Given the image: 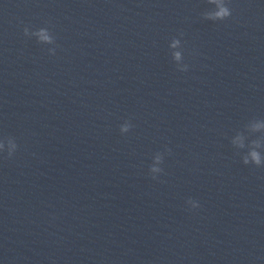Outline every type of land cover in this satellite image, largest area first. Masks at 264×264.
Returning <instances> with one entry per match:
<instances>
[{"label": "clouds", "instance_id": "clouds-1", "mask_svg": "<svg viewBox=\"0 0 264 264\" xmlns=\"http://www.w3.org/2000/svg\"><path fill=\"white\" fill-rule=\"evenodd\" d=\"M207 2L210 5H215L217 10H206L202 13V17L205 20H210L213 22L216 21H224L231 17L232 15V9L228 6L230 3V0H207ZM34 35H39L40 39L49 43H53L54 41L52 38L46 34V31L44 29L39 30L37 33H33ZM24 35H28V29H24ZM180 36H183V33H180ZM178 46H182L181 39L179 38H173L169 44V47L171 49H176ZM54 55V53L52 54ZM172 58L174 61H180L182 59V51H174L171 53ZM177 66V70L180 72H187L189 70V65L184 63V65ZM134 127V125L131 123L130 120H126L123 124L120 125V133L121 134H127L131 131V129ZM261 127H264V124L257 123L254 126L255 130H259ZM235 144L236 142L233 141ZM18 144L16 142V139L14 137H5L4 139H0V152H6L7 157L11 158L15 155ZM240 148L244 147V144L241 142L239 144ZM250 147L251 151L248 152L246 155H242V162L244 165H254L256 167H264V154L261 153L258 149L264 148V143H262L260 140H252L250 141ZM165 153L171 154L170 148H165ZM165 153L157 152L155 154V163H153L149 168V173L152 177V179H158L159 175L163 173L164 169L162 167H157L156 165H162L164 162V155ZM186 205L188 206V210H195L201 207L199 201L188 198L186 200Z\"/></svg>", "mask_w": 264, "mask_h": 264}]
</instances>
